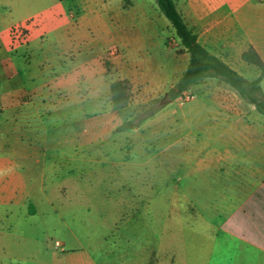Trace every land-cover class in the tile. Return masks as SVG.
Masks as SVG:
<instances>
[{"label":"crops","instance_id":"1","mask_svg":"<svg viewBox=\"0 0 264 264\" xmlns=\"http://www.w3.org/2000/svg\"><path fill=\"white\" fill-rule=\"evenodd\" d=\"M174 1L201 45L248 80L259 75L241 56L253 46L264 62V0ZM0 7L8 8V28L23 34L42 77L29 89L18 81V89L0 92V118L7 123L0 129V207L49 203L45 187L75 167L76 185L96 187L100 167L109 169L110 182L113 164L123 166L124 176L132 157L144 156L151 144L156 152L140 163L148 177L135 174L137 196L148 191L150 207L136 219H150L151 227L135 228L136 245H123V264L129 257L135 264H264V115L235 90L203 79L190 87L192 99L160 104L151 118L123 131L127 148L113 147L112 81L128 80L156 96L189 63L155 0H133L128 9L121 0H0ZM107 56L117 70L114 80L101 62ZM0 58L1 73L13 81L10 51L3 47ZM85 121H102L103 132L81 133ZM49 125L74 129L70 148L42 146ZM87 154L93 180L81 181L86 172L74 163ZM3 236L12 235L0 230ZM0 253L16 262L30 248L0 245Z\"/></svg>","mask_w":264,"mask_h":264},{"label":"rangeland","instance_id":"2","mask_svg":"<svg viewBox=\"0 0 264 264\" xmlns=\"http://www.w3.org/2000/svg\"><path fill=\"white\" fill-rule=\"evenodd\" d=\"M8 18V8L0 7V56L3 53V47L10 51L17 78L8 81L1 73L5 65L0 61V92L7 90L8 87L18 89L21 86L18 81L29 89L42 80V77L37 75L39 70L35 66L38 60L24 47L21 40L23 34L15 35L14 31L8 28ZM164 19L170 24L165 17ZM108 57L101 62L114 80L118 77L117 70ZM148 78L151 83L155 81V77ZM165 79L168 82L174 77L165 76ZM171 82L165 91L156 96H154L155 93L142 91V86L133 87L132 85L129 106L120 112L112 111L111 113L113 147L127 148L129 146L128 140H123V131L118 130L124 121L144 116L146 109L154 104L166 106L170 102L162 101L169 91ZM191 94L193 95L192 92ZM171 108L177 109L175 103L171 104ZM6 126V121L3 122L0 118V129ZM79 126L81 133L86 129L96 133L104 130L102 121L92 124L85 121ZM73 130L70 125H49L46 144L42 146L48 149L70 148ZM145 150L147 152L144 156L132 157L134 163L124 169V176L123 166L113 164L110 182L107 174L109 169L100 167L94 169L97 173L93 182L96 187L84 185V182L76 185L74 179L77 178L78 171L75 167L73 175H64L54 184L45 187L49 203L32 205L27 210L24 208L25 205L19 208L0 207V230L12 235L0 238V245H25L30 248V253L20 260L17 259L16 262L3 253H0V260L8 264H123V256H125L123 245H136L135 228L138 225L143 228L151 227L150 219H136L137 212L150 211V207L146 205L149 199L148 191L142 189V195L137 196V188H135L136 171L142 173L143 177H148L149 174L140 163L156 152L151 144L147 145ZM92 157H80L74 163L79 170L86 172L87 177H82L81 181L93 180L89 175L93 171V164L89 163V158L92 159ZM159 161L166 164V156H161ZM104 176H106L105 179ZM102 178L105 182L98 184ZM63 186L66 187L64 191H62ZM123 231H128L130 235H124ZM127 239L129 243L126 242ZM56 242L60 246H56ZM134 259L129 257L128 264H135Z\"/></svg>","mask_w":264,"mask_h":264},{"label":"trees","instance_id":"3","mask_svg":"<svg viewBox=\"0 0 264 264\" xmlns=\"http://www.w3.org/2000/svg\"><path fill=\"white\" fill-rule=\"evenodd\" d=\"M124 9L132 6L133 0H121ZM161 14L169 21L183 50L189 56L186 70L168 91L171 100L183 97L190 87L199 81L212 78L217 79L237 92L241 99L255 106L260 114L264 115V92L262 81L264 79V62L253 46L243 52L241 58L246 63L259 69V75L254 80H248L212 54L198 41L197 34L187 26L182 14L175 5L174 0H155ZM107 69V68H106ZM132 85L128 80H114L110 85V101L112 111L125 110L131 101ZM162 106L152 105L146 109L142 117L124 121L119 131L131 130L151 118Z\"/></svg>","mask_w":264,"mask_h":264},{"label":"built area","instance_id":"4","mask_svg":"<svg viewBox=\"0 0 264 264\" xmlns=\"http://www.w3.org/2000/svg\"><path fill=\"white\" fill-rule=\"evenodd\" d=\"M111 53H114V50H111ZM193 98V95L191 94V92H186L184 93L183 97L179 98L180 101H188L190 99ZM56 246H60V244L58 242H56Z\"/></svg>","mask_w":264,"mask_h":264},{"label":"water","instance_id":"5","mask_svg":"<svg viewBox=\"0 0 264 264\" xmlns=\"http://www.w3.org/2000/svg\"><path fill=\"white\" fill-rule=\"evenodd\" d=\"M170 100H171L170 96L168 94H166L165 98L163 99L162 102L165 103V102L170 101Z\"/></svg>","mask_w":264,"mask_h":264}]
</instances>
